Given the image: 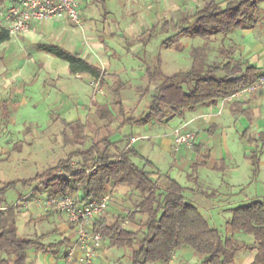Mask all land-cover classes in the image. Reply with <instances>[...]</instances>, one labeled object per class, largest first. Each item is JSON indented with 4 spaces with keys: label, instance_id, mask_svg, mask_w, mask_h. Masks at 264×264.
Segmentation results:
<instances>
[{
    "label": "trees",
    "instance_id": "obj_1",
    "mask_svg": "<svg viewBox=\"0 0 264 264\" xmlns=\"http://www.w3.org/2000/svg\"><path fill=\"white\" fill-rule=\"evenodd\" d=\"M14 1L0 0V6ZM263 1H206L193 11H183L177 19H164L149 28L140 37L145 45L160 26L162 31L170 34L162 43L170 49H185L184 38H200L202 42L192 46L190 52L191 67L167 73L160 54L146 70L148 86L145 91L151 90L146 113L139 117H125L122 102L112 109L108 105H100L95 113L110 123L121 117L125 119L124 124L140 126L168 122L176 117L183 118L187 111L216 105L223 98L250 86L264 76V67H256L239 55L238 45L229 39V35L235 30L256 29L264 19ZM102 3L105 4V0ZM219 37L228 38L229 42L218 49L222 60L210 62L212 43ZM10 39L9 31L1 26L0 45ZM34 47L68 62L71 73H86L92 80H100L101 85H105L112 75L84 58L81 52L57 43L37 42ZM118 84L119 80L114 88L116 92L120 89ZM143 91L141 88V97L145 94ZM17 95L11 92L8 99L0 100V128L2 123H8L15 110L17 103L13 98ZM234 105H239V109L242 107L240 102ZM246 112L242 109L236 114V119ZM63 124L64 141L73 148L65 158L34 177L7 181L0 186V264H33L30 260L32 249L64 259L76 239L75 226L61 212L69 222V235L49 242L44 240L49 235L47 233L27 238L21 236L18 228L21 205H11L7 201L8 191L19 181L34 189L33 197L70 195L78 204L107 194L112 196L117 189L127 188L125 201L130 210L126 212V208H121L112 217L105 211L92 225V231L100 232L109 240V247L124 251L119 264H123V258H128L127 264H168L173 255L184 247L200 255L203 264H234L241 251L255 252L249 264H264V199H254L232 208L228 222L231 236L225 237L210 224L199 205L188 201L185 196L188 188L169 173L162 174L149 157L129 145L133 135L115 140L112 137L116 130L110 131L100 141L85 148L82 146L88 136V125L81 120H63ZM249 158L254 171H257L258 150L251 151ZM5 160L0 157V162ZM72 162H76V168ZM92 168L94 170L89 173L85 171ZM199 168L200 165L195 166L194 171ZM126 221L140 227L124 226ZM240 232L252 235L253 242L236 239L235 234Z\"/></svg>",
    "mask_w": 264,
    "mask_h": 264
},
{
    "label": "rangeland",
    "instance_id": "obj_2",
    "mask_svg": "<svg viewBox=\"0 0 264 264\" xmlns=\"http://www.w3.org/2000/svg\"><path fill=\"white\" fill-rule=\"evenodd\" d=\"M87 1L91 5L83 7L82 11L88 20L86 23L91 24L90 30L83 20L82 28L74 27V25H58L59 21H41L29 31L12 35L9 41L0 45V100L8 99L11 92L18 94L13 98L17 103L15 110L9 117L8 123H2L0 128V157L6 158L5 161L0 162V186L7 181L34 177L39 172L55 165L71 152L73 148L64 141L63 120H81L88 125V136L82 146L85 148L90 143L100 141L110 131L116 130L112 137L115 140L122 139L126 135L143 137L146 135L143 133H148L151 138L140 139L136 143L137 149L144 155H150L162 174L169 173L183 185H189L194 189V192L188 189L185 191L188 201L196 204L201 202L195 197L196 195L209 194L206 197L207 200L209 199L211 204L214 203L208 209V216L214 219L209 220L210 224L218 228L225 237L231 236L228 222L232 208L254 199L263 200L264 182L251 178L252 182L248 180L240 184L241 186H234L233 189L232 184L227 180L220 184L209 181L204 184L205 180H203L199 187L197 183L188 181L186 173L175 164L179 154L184 151L174 155L158 154L157 149L152 151V146L156 148L160 139L156 135L166 132L163 130L165 129L164 124L160 125L159 130H155L151 129L152 125L149 124L144 126L124 124L125 119L122 117L110 123L107 119H100L95 113L100 105H108L112 109L118 102H122L125 117L142 116L146 113L151 100V90L145 91L148 86L146 70L149 64L154 63L161 54L165 72L189 69L192 64L190 53L192 46L200 44L202 40L184 38L185 49L180 51L170 49L162 44L170 34L162 31L160 26L154 31L155 35L147 40L146 45L141 42L140 37L147 31L142 34L133 23H139L142 20L148 23V17L153 18V15L155 23L179 15L178 8L172 6L167 0L156 1V6H159L153 9L129 3L123 5L122 0H105V4L102 0ZM261 6L264 7V1ZM2 10L1 5L0 26L4 23ZM153 26L154 23L150 24V28ZM261 27L262 25L255 30L260 31ZM241 33L242 30H235L231 34ZM244 39L246 38L243 37L242 40ZM41 41L56 42L66 49L77 52L86 49L92 54V57L88 59L112 75L105 85L94 86L88 74L75 75L71 73L68 62L65 60L36 49L34 44ZM228 42V38L219 37L212 43V50L209 53L210 62L222 60L218 49L224 43L227 45ZM95 45L99 47L97 53L91 50ZM118 80L120 89L116 92L114 88ZM141 88L145 91L143 97L140 96ZM180 122V118L176 117L171 120L170 126ZM239 127L240 131L244 129ZM240 161L244 163V160ZM242 167L244 168V164ZM190 170L186 169L187 172H191ZM160 182H163L162 179ZM121 189L127 190V188ZM195 189L200 191V194L196 193ZM33 190L19 181L15 188L7 193V201L11 205H16L23 195H28L20 203L21 214L18 218V228L21 236L27 238L47 233L49 235L44 239L47 242L62 238L65 218L60 212L42 208L41 204L30 195ZM214 191L217 192L216 196L212 194ZM35 197L42 196L35 195ZM123 203L126 204L125 208H130L125 200ZM23 212L27 213L22 214ZM235 238L247 243L253 242L252 235L241 232L236 233ZM114 251L116 255H120L121 252L120 257L124 254V251L122 249L120 251L119 248ZM30 254L33 264H50V260L46 258H55L45 253L36 257L35 249L30 250ZM194 254L196 260L192 264H202L200 255L195 252ZM243 254L251 261L255 256V252L241 251L238 257ZM55 261L57 264H66L65 258H55ZM122 261L123 264H127L128 258H123Z\"/></svg>",
    "mask_w": 264,
    "mask_h": 264
},
{
    "label": "crops",
    "instance_id": "obj_3",
    "mask_svg": "<svg viewBox=\"0 0 264 264\" xmlns=\"http://www.w3.org/2000/svg\"><path fill=\"white\" fill-rule=\"evenodd\" d=\"M97 1L98 0H95V2ZM156 1H160V0H122L123 5L129 3V4H134L138 7L147 6V8H152V9L156 6L157 3ZM167 1H169V3L172 6L178 8L179 15L177 17L176 15L174 17H171L173 19H177L178 17H180L183 11L187 9L193 11L195 8L202 6L206 1H211V0H167ZM90 5H91L90 2H88L87 0H80L81 19L85 24L88 25L86 27H88L89 30L91 29V24L89 25L88 23H86L88 22V20L86 16H84V12L82 11V9L83 7L84 8L90 7ZM262 9L264 13V7H262ZM154 17L155 16L153 15V18ZM153 18L149 16L148 23L142 20V22L139 23L136 22L133 24L137 26V30H139L143 34L150 28V24L154 23V25L156 24L158 25V23H155ZM52 21H59L58 25H63V26L74 25V27H76L75 23L69 18L60 19V20L55 19ZM137 23L139 24V26ZM35 24L38 23L32 24L31 28H33ZM118 24L120 26V23ZM260 25H262L260 29L264 31V19L260 23ZM261 30L260 31L255 29L242 30V33L239 35H232V34L229 35V39L235 40V42L238 45L237 53L241 55L243 58L247 59L250 64L256 67H264V32H262ZM243 37L246 39L242 40ZM41 42L50 43L43 41ZM93 46L91 50L97 53L99 47L96 45L95 47ZM83 51H81V54L84 58L88 59L89 57H92L91 52H87L88 50L86 51V49ZM88 60L91 63L95 64L90 59ZM175 71L177 70H174L173 72ZM236 102H240L242 104L241 109H239V105L236 106L234 105V103ZM242 109L247 110L246 114L236 119V114H238ZM180 120L181 122L179 124L177 123L173 126H170L171 121L155 122L153 124H150L152 125L151 129L159 130L160 125L163 124L165 125V129H166V130L163 129L164 131H166L165 133H158L156 135L157 138L160 139L157 145L155 146L156 148H154V145L152 146V151L157 149V151H159L158 154L174 155L176 152L174 151L173 148L174 138L172 135V131L177 126L186 124L187 130L196 133L195 145L193 147L187 145L182 147V149L179 152L181 151L184 152L182 154H179L175 164L180 167L182 172L186 173L185 176L187 177L188 181L189 180L193 181L197 183L199 187H201L200 183H202L203 180H205L204 184H206L208 181L213 182L214 184L217 183L220 184L221 182L225 183V181L227 180L230 182V184H232V188L237 185L241 186L240 184L246 183L248 182V180H250L249 182H252L251 180L254 178L257 181L260 180L261 182H264V92L257 91L251 94H247L238 100L227 102L224 106L222 105V102L220 100L216 105L205 106L197 110L187 111L185 116L183 118H180ZM239 126H241V128L244 129L240 131ZM248 128L249 130L245 132V130ZM160 131L162 130L160 129ZM143 134L147 135V136L145 135L146 139L151 138L148 133H143ZM139 140L140 139L132 143V146H134L136 149H137L136 143ZM255 149H257L259 152V162H258L257 171H254L252 162L249 158L251 151ZM144 156H147L151 159L150 155H144ZM241 159L244 160V163L240 161ZM151 160L153 162L155 161L154 159ZM243 164H244V168L242 167ZM197 165L198 166L200 165V171H202L201 173L200 171L198 172V170L194 171V167ZM156 167L160 170L158 165H156ZM247 167H249V169H247ZM186 169L188 170L191 169L190 170L191 172L189 171L187 172ZM185 187L188 188V190L194 192L193 191L194 189L189 185ZM195 191L196 193L200 192V191L198 192L196 189ZM216 193L217 192L214 191V193L212 194L216 196ZM127 196L128 193L127 190L125 189L124 190L117 189L116 191L113 192L111 196V202L106 210V212L110 217H112L115 214H118L121 208L122 209L125 208L126 204L123 202L124 200L127 199ZM207 196H209V194L205 195L202 193L200 195H196L195 197L202 202V203L197 202L196 204L200 206L202 213L209 221V220H214L213 218L211 219L208 216V209L211 207V205H214V203L211 204L208 201L209 199L207 200L206 198ZM128 210H130V208H126V212H128ZM25 213L27 212H23L22 214ZM62 216L65 218V223L63 224L64 228L62 229L64 232L63 236H67L70 233V225L68 222H66V217L64 215ZM124 226H131L136 229L140 227L139 224L132 223L129 221L124 223ZM115 249L116 248L109 247V240L105 238L102 243V247L99 249L98 254L94 260V264H119L120 256L122 254L120 252L121 249L119 251L120 255H116L114 251ZM78 252L79 250H77V253ZM42 253L43 252L41 251H37L36 257H39ZM195 257L196 256L192 250H190L187 247H184L173 255L171 261L168 264H192L196 260ZM46 259L50 260L49 261L50 264H56V261L54 262L55 259L54 257L46 258ZM252 261L251 259L249 260L246 259L245 255L243 254L240 257H238V255L236 256L234 264H249Z\"/></svg>",
    "mask_w": 264,
    "mask_h": 264
},
{
    "label": "built area",
    "instance_id": "obj_4",
    "mask_svg": "<svg viewBox=\"0 0 264 264\" xmlns=\"http://www.w3.org/2000/svg\"><path fill=\"white\" fill-rule=\"evenodd\" d=\"M2 8L1 14L4 23L1 26L5 27L11 36L29 31L32 24L47 20L69 18L77 27L83 26L80 13V0H16L2 6ZM91 84L98 86L100 80H92ZM257 91L264 92V76L260 77L247 88H243L223 98L221 100L222 105L224 106L229 101L238 100L247 94ZM172 135L174 138L173 148L176 153L183 146L193 147L195 145L196 133L187 130L186 124L174 128ZM145 137H132L129 145ZM71 165L76 168V162H72ZM93 170L94 168L85 171L89 173ZM60 174L64 176L68 175L66 172H61ZM27 196L20 198L17 204L22 203ZM34 198L36 202L41 204L42 208L64 213L75 226L76 239L67 252L65 258L66 264H94V260L99 249L102 247L105 237L100 232L92 231V225L95 219L99 218L109 207L111 195L107 194L99 199L90 200L85 204L76 203L70 195ZM77 250H79L78 253Z\"/></svg>",
    "mask_w": 264,
    "mask_h": 264
}]
</instances>
